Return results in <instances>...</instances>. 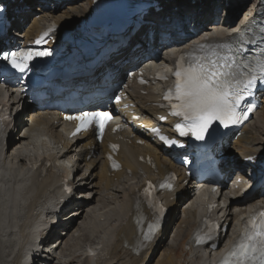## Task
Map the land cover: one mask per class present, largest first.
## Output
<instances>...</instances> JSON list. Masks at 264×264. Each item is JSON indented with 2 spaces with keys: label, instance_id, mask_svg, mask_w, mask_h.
<instances>
[{
  "label": "bare ground",
  "instance_id": "6f19581e",
  "mask_svg": "<svg viewBox=\"0 0 264 264\" xmlns=\"http://www.w3.org/2000/svg\"><path fill=\"white\" fill-rule=\"evenodd\" d=\"M17 1H22L26 5L30 4V0ZM183 1L190 3L191 10L199 11L198 14L192 16L194 18L192 21H199L198 32L192 36L194 40L201 39L203 35H229L247 21L259 5L258 0H254L241 13L237 22L233 23V19L230 18L227 19V24L223 25L220 21L205 24L211 19L213 13L211 10H214L211 8V2H207L209 0ZM220 1L222 4L225 2L229 4L232 0ZM161 3L163 6L170 7L171 10H175L174 7L177 4H184L179 0H161ZM43 5L46 6L45 3ZM91 5L92 7L95 5V0H88L87 8L69 7V10L75 14L69 18L54 14L52 10L41 11L40 8L38 12H26L16 4L17 10L14 9L11 15H17L18 18L14 22L20 30L15 32V35L30 39L52 20L61 24V30L68 25L74 26L79 18L89 12ZM21 18L23 21L20 20ZM66 19L67 22H65ZM158 23L165 24V21ZM23 26L26 27L23 28ZM147 27L148 24H142L135 37H139L142 30ZM126 30L129 31L127 28ZM127 56L129 59L133 58L130 54ZM166 59L165 56L161 57L159 66L164 64ZM151 65L152 63H146L148 71L151 70L153 66ZM120 70L118 69V72ZM159 85V83L152 84L147 94H142L139 90L131 93V101L138 111L155 114L158 110L155 102L160 95ZM0 105L16 114L18 105L14 96L4 95L0 91ZM261 113V116H256L257 118L252 119L243 128L242 136L234 142L233 150L236 154L247 155L248 151L264 153V98ZM18 116L14 121L13 134L8 138V145L0 136V264H25L24 260L28 254V248L32 245L33 228L37 221L49 214L54 205L60 208L64 205L58 201V197L62 196L61 183L64 179L76 188L75 194L71 196L74 201L71 209L73 213L70 217L72 225L66 233L61 232L52 240L57 248L50 249L48 259L44 260L46 264L148 263L161 243H152L149 250L141 249L140 240L136 235L135 221L143 214V207L139 202H135L136 189L141 187L146 177L163 176L170 168L179 170L178 166L167 165L165 162L169 161V157L161 160L159 153L153 151L155 146L140 145L134 142L129 144L125 137L121 140L123 148L119 153L123 168L119 171H111L104 158L105 142L99 144L101 152L99 156V152L96 151L98 145H94L92 139L86 141L84 148L72 144L65 152L58 149L64 135L55 124L56 112L54 110L30 113L27 117L19 114ZM79 140L81 138L77 139ZM65 143L69 144L71 140ZM148 154L157 159L155 167L157 173L139 160L141 155ZM89 155L92 156L91 159H87ZM44 161L51 162L48 178L38 177L33 174L31 168L33 163ZM95 187L99 190H94ZM248 190L249 188L246 187L244 192ZM98 193L99 196L96 197ZM176 193L183 195L177 201H170L173 209L182 198L184 200L182 212L186 211L187 214L181 216L178 211L172 212L171 219L167 221V227L162 234L164 238H167L168 230L173 227V235L166 242L167 248L160 255L157 264H212L215 253L212 254L210 249L193 247L190 250L185 249V244L197 223V216L206 196L195 195L190 200L187 199L188 195L197 194L190 183L179 185ZM243 198V195L238 197L239 200ZM227 200L228 198L224 196V201ZM94 201L96 203H93ZM234 203L235 200L231 199L230 205L223 207V211L228 214L232 212V207L237 210L233 217L243 211L242 206H235ZM48 236L43 237L44 241L48 242ZM87 247L95 249L92 254L85 253ZM37 264L43 263L39 261Z\"/></svg>",
  "mask_w": 264,
  "mask_h": 264
},
{
  "label": "snow or ice",
  "instance_id": "6c2138e0",
  "mask_svg": "<svg viewBox=\"0 0 264 264\" xmlns=\"http://www.w3.org/2000/svg\"><path fill=\"white\" fill-rule=\"evenodd\" d=\"M47 55H49L47 51H0V56L21 72L28 68L27 61L34 56ZM188 55L191 59L187 62V66L181 64L174 73L177 79L175 96L179 103L174 106L177 110L173 112V115L183 116L188 122V130L195 132L198 140H204L205 133L214 121L228 120L232 123L238 121L237 111L245 94H250L257 80L264 81V62L259 65V75H257L255 72L244 71L248 68L247 64L237 65L236 57L231 54V51L227 55H220L215 51L207 56L195 53ZM183 60L184 57H181V61ZM233 66H236L235 70ZM171 95L172 90H169V96L165 99H169ZM101 116H107V114L100 112L83 114V117L89 118V122L91 118ZM83 117H81L82 125ZM176 127L181 135L187 134L184 131V125L177 124ZM153 131L158 132L157 129ZM161 139L167 138L161 136ZM169 143H175V141H169ZM160 211L163 212L162 207ZM248 224H251V228ZM248 224L230 255L238 257L236 264H264V220H261L259 224L254 221Z\"/></svg>",
  "mask_w": 264,
  "mask_h": 264
},
{
  "label": "rangeland",
  "instance_id": "374dc122",
  "mask_svg": "<svg viewBox=\"0 0 264 264\" xmlns=\"http://www.w3.org/2000/svg\"><path fill=\"white\" fill-rule=\"evenodd\" d=\"M38 1L39 0H30V4L29 5L32 8L28 7V9H32V10H29V11L26 10V9H24V10L26 12H30V11L38 12L39 11L38 8H40V5L38 7H34V5H36V3ZM43 1L45 2V0H43ZM211 1L214 2L216 0H211ZM211 1L209 0L207 2L210 3ZM249 1H251V3H252L254 0H232L228 5L222 4L220 0H217V2L215 3L216 5L213 2H211V8H214L213 7L214 5L217 6V7L214 8V10L216 12L213 14L212 17L213 18H217V20H215V22L220 21V22L226 23L225 20L232 18L233 19V23H235L236 21H238V17L241 16L240 14L242 13L243 8L245 7V5H247V3ZM20 2L23 3L22 1H20ZM53 2H54V5H55L54 6L55 9L52 10L53 13L57 14V15H64L65 17H69V18L75 15L72 11L69 10V7L79 6V8L82 9L81 8L82 6L84 8H87V6H88V0H53ZM91 9H92V5L90 7L89 12L91 11ZM88 13H86V14H88ZM216 14H217V16H216ZM84 16H86V15H84ZM75 19H77V18H75ZM223 19H225V20H223ZM79 20H80V18H79ZM210 23H211V21L208 22V24H210ZM261 110L259 111V113L256 116H261L262 115ZM96 181H97V179H96ZM94 190H99V189L97 187H95ZM99 193L96 194V197L99 196ZM93 203H96V201H94ZM173 231H174L173 227L168 230L167 238H166L168 241L171 239V236L173 235ZM163 251H161L160 253H157V254L155 253L153 255V257L150 259V261H148V263H146V264H157L159 258L161 257L160 255L163 253Z\"/></svg>",
  "mask_w": 264,
  "mask_h": 264
}]
</instances>
